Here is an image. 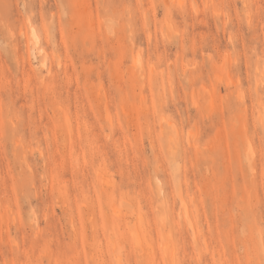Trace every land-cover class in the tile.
Returning <instances> with one entry per match:
<instances>
[{"label": "rangeland", "instance_id": "obj_1", "mask_svg": "<svg viewBox=\"0 0 264 264\" xmlns=\"http://www.w3.org/2000/svg\"><path fill=\"white\" fill-rule=\"evenodd\" d=\"M0 264H264V0H0Z\"/></svg>", "mask_w": 264, "mask_h": 264}]
</instances>
